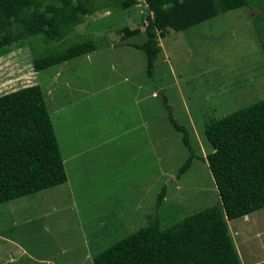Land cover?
<instances>
[{
    "label": "rangeland",
    "instance_id": "374dc122",
    "mask_svg": "<svg viewBox=\"0 0 264 264\" xmlns=\"http://www.w3.org/2000/svg\"><path fill=\"white\" fill-rule=\"evenodd\" d=\"M254 12L243 6L183 31L168 28L152 77L134 46L146 38L143 0L87 16L75 34L95 49L44 70L35 71L32 56L52 44L32 37L7 47L0 95L42 87L67 181L0 204V264H93L96 252L146 224L163 187V226L218 205L203 128L264 97ZM125 27L140 32L126 37ZM170 113L202 157L178 178L188 151ZM228 229L242 264H264V207L229 220Z\"/></svg>",
    "mask_w": 264,
    "mask_h": 264
},
{
    "label": "trees",
    "instance_id": "16d2710c",
    "mask_svg": "<svg viewBox=\"0 0 264 264\" xmlns=\"http://www.w3.org/2000/svg\"><path fill=\"white\" fill-rule=\"evenodd\" d=\"M136 1L0 0V55L10 45L32 37L52 44L32 56L35 71L87 54L95 49V42L76 35L75 28L100 9H128ZM143 1L146 38L134 46L146 55L149 77L161 49L158 38L168 28L183 31L243 6L255 10L252 24L264 51V0ZM123 30L126 37L140 32L139 28ZM72 35L79 40L68 39ZM168 121L181 133L188 151L177 169L178 178L202 157L196 153L188 129L172 113ZM203 135L210 146L205 159L220 203L163 226L158 216L166 193L163 187L157 194L155 213L146 224L96 252L93 264H242L228 221L264 207V97L206 123ZM66 181L42 87L35 84L1 94L0 204Z\"/></svg>",
    "mask_w": 264,
    "mask_h": 264
},
{
    "label": "water",
    "instance_id": "95a60500",
    "mask_svg": "<svg viewBox=\"0 0 264 264\" xmlns=\"http://www.w3.org/2000/svg\"><path fill=\"white\" fill-rule=\"evenodd\" d=\"M159 94L162 95V92L160 91Z\"/></svg>",
    "mask_w": 264,
    "mask_h": 264
}]
</instances>
